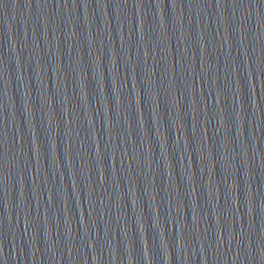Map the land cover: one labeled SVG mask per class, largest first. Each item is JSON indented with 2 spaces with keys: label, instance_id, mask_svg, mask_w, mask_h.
I'll use <instances>...</instances> for the list:
<instances>
[{
  "label": "water",
  "instance_id": "obj_1",
  "mask_svg": "<svg viewBox=\"0 0 264 264\" xmlns=\"http://www.w3.org/2000/svg\"><path fill=\"white\" fill-rule=\"evenodd\" d=\"M86 264H264V68L157 173Z\"/></svg>",
  "mask_w": 264,
  "mask_h": 264
}]
</instances>
